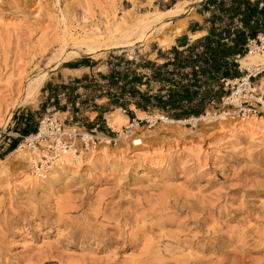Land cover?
I'll use <instances>...</instances> for the list:
<instances>
[{
	"label": "rangeland",
	"instance_id": "rangeland-1",
	"mask_svg": "<svg viewBox=\"0 0 264 264\" xmlns=\"http://www.w3.org/2000/svg\"><path fill=\"white\" fill-rule=\"evenodd\" d=\"M202 1L0 0V160L5 161L0 165V264H181L172 259L187 251L176 248L172 235L180 232L190 240L195 234L206 236L208 230L228 242L218 251L194 249L197 257L207 260L201 264H264V132L247 140L222 123L210 124L211 129L199 122L180 125L183 135L164 130L166 121L146 124L138 132L136 128L144 144L124 145L120 151L117 138L114 145L107 143L111 151L82 154L79 164L61 166L62 171L55 169L36 180L30 176H36L33 165L19 164L17 154L5 152L8 139L23 135L25 125L18 120L22 114L29 119L23 123L34 128L36 118L51 108L44 91L62 88L57 85L60 66L93 61L92 66L107 53L122 50L143 66L162 64L176 50L169 49L172 38L184 35L188 23L194 29L193 22L200 21L193 13ZM168 9L178 13L171 14L169 27L182 26L178 35L168 32L169 43L160 45L163 35L155 32L149 41L107 50L97 59L81 53L59 61L63 37L69 53L75 48L73 39L102 41L121 21L135 23ZM192 34V46L205 37ZM43 71L47 77L35 98L13 108L22 91L16 83ZM11 87L18 90L10 94ZM207 112L220 115L221 105H207L202 116ZM175 203L184 214L171 210ZM149 214L155 218L142 228ZM196 217H205L199 225L202 232L194 229ZM181 223H186L185 229ZM159 251L162 260L152 261Z\"/></svg>",
	"mask_w": 264,
	"mask_h": 264
},
{
	"label": "built area",
	"instance_id": "built-area-1",
	"mask_svg": "<svg viewBox=\"0 0 264 264\" xmlns=\"http://www.w3.org/2000/svg\"><path fill=\"white\" fill-rule=\"evenodd\" d=\"M248 1H260L259 8L264 6V0ZM215 12L218 13L217 10ZM222 15L225 18L223 24H215V28L223 32L221 43L233 47L237 32H244L245 41L237 46L240 51L235 56L226 59L228 65L222 68L219 75L213 72L202 74L204 69L211 66L209 59L205 62L197 61L193 67L176 66L169 64L174 59V53H170L162 64L153 63L146 67L137 57L123 54L124 50L118 54L109 52L93 67L86 82L80 80L70 85H62L52 96L46 93V97L51 96V108L36 118L34 130L30 134L13 135L14 139L20 141L16 149L25 148L32 153L34 169L38 174L45 175L56 166L77 163L82 152L88 153V145L95 147L105 142H108L109 146L114 145L121 134L132 139L138 135L136 128L146 124L154 126L158 122L175 121L184 127L195 125L202 115L178 119L174 114L179 110L173 109L168 103L171 93L186 86L195 94L192 103L209 93L204 100L205 108L211 103H218L222 112L232 114V117L240 120L264 118V25L260 22L258 32L254 37H250L244 29L241 16L238 15L229 21L227 14ZM224 30L229 31L228 35L224 34ZM191 45L192 43L174 49L186 56ZM203 52L202 45H195L192 59L195 60ZM245 56L255 57L256 62L243 68L239 59ZM164 66L167 67L160 70L161 75L154 78L153 74L157 68ZM233 70L236 71V76L232 75ZM216 93L217 96H211ZM142 96L151 99L153 104L158 99L164 106H144ZM138 104L143 105L145 109L138 108ZM180 104L185 108L191 105L188 100H183ZM104 106L107 109L99 119L98 109ZM137 109L145 114L146 118L136 116ZM116 110L127 117V123L121 126L119 132L108 124L109 115ZM147 116L156 118L151 120ZM8 141L10 143L11 139Z\"/></svg>",
	"mask_w": 264,
	"mask_h": 264
},
{
	"label": "bare ground",
	"instance_id": "bare-ground-1",
	"mask_svg": "<svg viewBox=\"0 0 264 264\" xmlns=\"http://www.w3.org/2000/svg\"><path fill=\"white\" fill-rule=\"evenodd\" d=\"M175 13H177V12H175L172 9H168L164 12H159L157 14H153V12H151L150 14L145 15L143 18L141 16V18L139 20H137L135 23H131V24H126L123 20L124 24L122 23V21L120 22L122 25H120L118 22L120 27H119V25H117V27H115L112 31H110L108 33L109 34L108 38H106L102 41L101 40L100 41H94V42L93 41L92 42L86 41L89 38L87 35L85 36L86 42L77 41V39H73V42H74L73 45L75 48L73 49L72 52H69V53L64 50V48L66 46V39H65V37H63L62 41H61L62 44H61V47L59 49L60 51L58 50L60 52L59 55L61 57L59 59V61H65V62L69 61L72 58L79 57L81 55V53H83V55H89L91 58L97 59L99 56H102V54L107 50H119L122 48L132 47L135 45V43H143L145 41H149L155 35V32H157L160 35H163V38H161L160 45L163 43L164 44L169 43L171 41V37L168 34L169 31L174 32V33H172V35L177 34V33H182V32H180L182 30V26L178 25L176 27V26L170 25V27H169V24L171 23L170 21L172 18L171 14L175 15ZM198 36H200V34L194 35V38H197ZM166 45H168V44H166ZM255 62H256V58L250 57V56H245L240 60V63L243 65V68L250 67ZM57 65L58 64H56L54 66L55 69H56V67H58ZM46 77H47V72L43 71V72L39 73L34 78H28L27 75H25L24 78H21L20 82L16 83V85L18 84L19 86H21L20 89L22 91L20 93L19 99L14 102L12 107L14 108V107L20 106L21 104L25 105L27 102L33 100L35 98V96L37 95L39 89L41 88L43 82L45 81ZM17 90L18 89H14L11 87L9 89V91H10L9 93L13 94L14 93L13 91H17ZM138 115L142 116L143 114L138 113ZM154 119L155 118H153V120ZM108 122H109V125L111 127H114L115 129L118 130V128H120V126L123 123H126V117H123L122 114L120 115L118 113L113 112L109 115ZM166 122H168V123L164 125V128H165L164 130H167L170 133L172 131L175 133H179L180 135L184 134L183 130L180 128V125H181L180 122H175V121H170V122L166 121ZM198 122L200 123V126H202L203 129L204 128L209 129L210 127H208V126L210 124L212 125V124H221L222 123V125L224 124L225 126L231 125L232 127H235V130H238L239 132H241L247 140H253L254 136H257L261 132H264V118L254 117V118H248V119L240 120L239 118L232 117V114L222 112V111L220 112V115L216 114L215 116H213L212 114H209L207 112L204 116H201L198 119ZM138 131H140L139 128H138L137 132ZM118 140H117V143H120V145L119 144L116 145L117 150L118 149L122 150L124 145L128 146V148H134V147H137L138 145L144 144L141 135H138L132 139L131 138L129 139L124 134H121V136L119 137ZM107 143L108 142L105 143V146H101V147H93V146L88 145V148L86 150L89 153L97 152L98 154L99 153L105 154V152L111 151L109 146L107 145ZM117 150H115V151H117ZM13 153L17 154L16 158H17V161L19 162V164H22V163H24V164L29 163L31 165L34 164L33 154L28 152V150H26L25 148L16 149L12 152V154ZM82 154H84V153L82 152ZM138 154L141 155L140 152L135 153V155H138ZM131 157H133V156H131ZM81 160H82V157L80 156V160L78 161L77 164H79ZM4 164H5V161L0 160V165L4 166ZM62 167L56 166L54 169L51 170V172L55 169L57 171H59V170L62 171L63 170ZM32 169L34 171V175L36 174V176L32 177L31 173H30V176L32 179H35V180H36V178H39V177L42 178L45 175L46 176L50 175V173H51V172H49L45 175H40L34 169L33 166H32ZM168 199H169V197H168ZM169 200H171V199H169ZM166 201H167V199H166ZM166 201H164V202H166ZM178 207H179L178 204L175 203V205H173L171 210L174 209L175 214H180V215L184 214V212L181 210L182 207H179V208ZM163 208H164V206H163ZM164 209H166V207ZM162 217H164V216L161 215V218ZM154 218L155 217L153 216V214L147 215L146 220L144 222H142L141 227L144 228L145 225H147V223H150V221H152ZM204 219H205V217L194 218V220H195L194 221V224H195L194 229L195 230L202 232L201 226L199 227V225H200V222L204 221ZM149 226L154 227V225L152 223L149 224ZM179 227L182 229H185L186 223L179 224ZM180 234H182V233H180V232L179 233L177 232L176 234L174 233V236L172 235V237H171V241H173V244H175V246L178 250L181 249V250L187 251V253L185 255H182V256H179V257L172 259L173 262L181 263V264H191V263H194V264L200 263L201 264L202 262H205L207 260H205L201 257H197L195 255L196 251L195 252L193 251L194 249L197 251H200L201 253H205L209 249L214 250L219 246H223L225 242H228V239L224 240V242H222L223 238L221 236H218L217 232H215V231L211 232L208 230L206 236L203 234L202 235H200V234L196 235L195 234V236L190 237V240L184 239L186 236L180 235ZM162 253L163 252H161V251H159L157 254L155 253L156 255L155 254L153 255L154 257H152V261L157 262L158 260L159 261L162 260ZM42 264H44V263H42ZM47 264H50V262H47ZM218 264H222V263H218Z\"/></svg>",
	"mask_w": 264,
	"mask_h": 264
},
{
	"label": "trees",
	"instance_id": "trees-1",
	"mask_svg": "<svg viewBox=\"0 0 264 264\" xmlns=\"http://www.w3.org/2000/svg\"><path fill=\"white\" fill-rule=\"evenodd\" d=\"M231 3V5L225 4L223 0H205L202 1L200 4V10H210L211 17L209 21H211V27L209 29V34L203 37L202 39L199 40L198 45H202L204 48V52L202 55H198V57L193 60L192 59V52L195 50V46H190L188 55L184 56L182 53L178 52L175 50L174 52V59L171 63L176 66H183V65H190V66H195V63L197 61H206L207 59L211 60V66L210 68L204 69L202 71V74H208L209 72H213L215 75H219L220 71L222 68L226 67L228 64L226 62V59H230L235 54H237L240 49H238V45H242L243 42L245 41V35L244 32H237L236 33V41L235 44H233V47H228L225 44L221 43V36H222V31H219L220 29H216L214 27V23L217 22L220 18L219 16H216L213 14L216 10L218 12L221 11H227L231 17L229 18V21H232L234 17L236 16H241V20L244 26V29L249 33L250 37H254L256 33L258 32V24L256 23V20L258 19L259 16L264 18V9L260 8L258 9L257 3H252L249 2L248 0H226ZM224 34L228 35L229 31L224 30ZM207 57V58H206ZM167 66L164 67H159L157 68V71L154 72L153 77L157 78L161 75L160 70L163 68H166ZM195 76V74H193ZM209 96V93H205L203 97H201V100L197 101L196 103H192L195 100V94L191 93L189 91V87L186 86V88L180 89L178 92H173L169 96V105L175 109L179 110L175 112V117L178 119L181 118H187L188 116H195L199 117L203 114L205 105H204V100L207 99ZM156 99V96L154 97ZM142 100L144 102V106H164L161 101L156 99L154 104L151 102V99L142 96ZM183 100H188L191 105L187 106V108L182 107L180 102ZM143 105L138 104V108L141 110L145 109ZM26 119L25 121L28 122V114L24 118ZM19 122L21 120L23 121V117L18 118ZM33 128L28 127V124L25 123V127L21 130L23 132V136H27L32 132ZM18 139L11 140V142L8 144V147L6 148V153L12 152L16 149L17 145L19 144Z\"/></svg>",
	"mask_w": 264,
	"mask_h": 264
},
{
	"label": "crops",
	"instance_id": "crops-1",
	"mask_svg": "<svg viewBox=\"0 0 264 264\" xmlns=\"http://www.w3.org/2000/svg\"><path fill=\"white\" fill-rule=\"evenodd\" d=\"M223 1L225 2V4H227V6L231 5V3L229 1H226V0H223ZM249 2L257 3L258 9H260L259 8L260 7L259 5L261 3L260 1H249ZM201 3H199V6H197V8L199 10L196 9L193 13V14L200 17V21L196 20V22H193L194 29H190L189 23H188V25L185 29L184 35L182 34V35H178V36H175L172 38V42L170 43L171 48H172V46H175V48L189 46L192 43V39L190 38L192 36H189V33H191V34L195 33V34H192L193 36L200 34V37L206 36L209 34V29L211 27V23H210L211 21H209V18L211 17L212 12H210V10L209 11L208 10H205V11L200 10V8H201L200 4ZM261 8L264 9V6ZM213 14L216 16H219L220 19L217 22H219L220 24H223L224 19H225L222 14H227L228 17H231V15L227 11H221L218 13L213 12ZM260 22L264 25V18H262L261 16H259L258 19L256 20V23L258 24V28L260 27V25H259ZM215 24H216V22L214 23V27L216 26ZM197 32H199V33H197ZM170 47H169V49H171ZM92 63H93V61H89V62L81 61L79 63L75 62V61H69V62L65 63L64 65L60 66L59 69H57V71H58L57 74H59L61 77H60V81L57 82V85H70V83L79 82L80 80L83 82H86L90 78V74L93 71V67L97 64L96 63L95 65L91 66ZM79 72H82V73L80 75H76ZM56 88H57V86H55V87L53 86L52 89L48 88L44 91L45 99L47 102H49L50 105H51L50 97L53 95ZM47 92L50 93V95H51L50 97H46ZM106 109H107L106 106L98 109V110H100L99 112H97L99 119L102 118L101 116ZM135 113L137 116L138 113L141 114L142 112L137 109V110H135ZM22 117H23V121L21 120V123H22V125H25V123H23V122H26L25 121L26 119H24L26 117V114H22ZM33 130H34V128H33Z\"/></svg>",
	"mask_w": 264,
	"mask_h": 264
}]
</instances>
